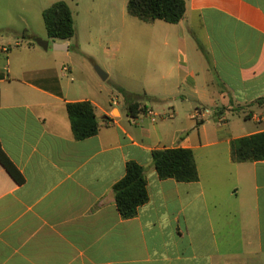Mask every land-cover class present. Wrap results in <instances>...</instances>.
Returning <instances> with one entry per match:
<instances>
[{
    "label": "crops",
    "instance_id": "0c3cea01",
    "mask_svg": "<svg viewBox=\"0 0 264 264\" xmlns=\"http://www.w3.org/2000/svg\"><path fill=\"white\" fill-rule=\"evenodd\" d=\"M163 22L146 23L155 59L140 102L156 122L131 117L121 93L89 91L71 59L36 43L0 53V145L18 172L0 162V264H264V161L232 154L264 132V0H186L179 24ZM71 40L47 41L68 53ZM82 101L102 127L76 140L66 106ZM174 148L193 151L198 181L159 178L153 152ZM129 162L145 169L149 200L125 219L114 186Z\"/></svg>",
    "mask_w": 264,
    "mask_h": 264
},
{
    "label": "rangeland",
    "instance_id": "374dc122",
    "mask_svg": "<svg viewBox=\"0 0 264 264\" xmlns=\"http://www.w3.org/2000/svg\"><path fill=\"white\" fill-rule=\"evenodd\" d=\"M58 1L70 5L76 35L68 53L58 52L51 42L47 51L39 47L41 55L71 59L77 79L106 101L126 93L132 100L148 104L146 76L148 59H155L151 51L155 35L152 26L128 14L125 0H0V46L18 53L38 38L47 41L43 11ZM167 32L162 29L157 37L164 42ZM168 58L176 59V55ZM98 68L108 75L106 80L99 76Z\"/></svg>",
    "mask_w": 264,
    "mask_h": 264
},
{
    "label": "trees",
    "instance_id": "16d2710c",
    "mask_svg": "<svg viewBox=\"0 0 264 264\" xmlns=\"http://www.w3.org/2000/svg\"><path fill=\"white\" fill-rule=\"evenodd\" d=\"M128 14L144 23L164 21L177 25L186 15V0H129ZM43 19L49 39L69 41L75 37L74 18L65 1H58L45 9ZM122 95L131 117L146 112L145 105L132 100L126 93ZM263 103L264 98L257 101V104ZM66 108L76 140H85L99 133L102 125L90 101L68 103ZM232 154L234 161L239 163L264 161V132L233 141ZM0 162L13 176L18 175L1 145ZM153 164L161 180L174 179L182 183L199 180L195 156L190 149L155 150ZM147 185L145 169L135 162L127 163L125 177L114 186L117 208L123 218L136 217L139 208L148 202Z\"/></svg>",
    "mask_w": 264,
    "mask_h": 264
},
{
    "label": "water",
    "instance_id": "95a60500",
    "mask_svg": "<svg viewBox=\"0 0 264 264\" xmlns=\"http://www.w3.org/2000/svg\"><path fill=\"white\" fill-rule=\"evenodd\" d=\"M35 43L43 48L45 51H47L49 49L50 46V41H46L43 39H36ZM54 49L57 51H67L68 47L66 44H55ZM97 72L99 74V76L103 79L106 80L108 78V75H106L102 70H100L99 68L97 69Z\"/></svg>",
    "mask_w": 264,
    "mask_h": 264
},
{
    "label": "built area",
    "instance_id": "2783aa9c",
    "mask_svg": "<svg viewBox=\"0 0 264 264\" xmlns=\"http://www.w3.org/2000/svg\"><path fill=\"white\" fill-rule=\"evenodd\" d=\"M8 52V49L4 46H0V53ZM209 111H204L203 114H208ZM145 114L153 121L156 122L158 120V115L151 109H147Z\"/></svg>",
    "mask_w": 264,
    "mask_h": 264
}]
</instances>
